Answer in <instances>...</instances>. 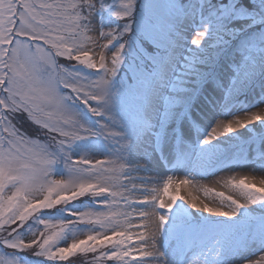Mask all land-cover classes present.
<instances>
[{"label": "snow or ice", "instance_id": "6c2138e0", "mask_svg": "<svg viewBox=\"0 0 264 264\" xmlns=\"http://www.w3.org/2000/svg\"><path fill=\"white\" fill-rule=\"evenodd\" d=\"M221 172L264 173V0H0V264H264V178L180 195Z\"/></svg>", "mask_w": 264, "mask_h": 264}, {"label": "rangeland", "instance_id": "374dc122", "mask_svg": "<svg viewBox=\"0 0 264 264\" xmlns=\"http://www.w3.org/2000/svg\"><path fill=\"white\" fill-rule=\"evenodd\" d=\"M256 110V109H254ZM95 159H104L103 156H97ZM243 174H248L250 178H255L257 182V186H259V180L261 178H264V173L260 172H245V173H227V172H221L217 176H212L209 178H198V182L194 184H190L187 186H183L180 189V195L185 198V202L189 205H191L192 197H196V203L199 207L202 208V204L200 203L203 201L204 203H208L211 206L215 207L219 203V198H214L211 193H206L204 191L205 188H211L214 189L215 192H223L225 195H233L234 198H239V195L237 192H234L230 187H225L223 184V181L221 180V177H227L230 175H243ZM183 175L181 173H176L175 174V179L179 181L180 179H183ZM219 181V182H218ZM82 238V237H81ZM91 256L87 257H81V261L83 264H86V261L90 259Z\"/></svg>", "mask_w": 264, "mask_h": 264}]
</instances>
